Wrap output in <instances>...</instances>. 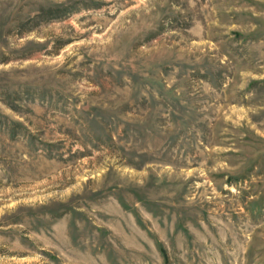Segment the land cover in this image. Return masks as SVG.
<instances>
[{
    "label": "rangeland",
    "instance_id": "rangeland-1",
    "mask_svg": "<svg viewBox=\"0 0 264 264\" xmlns=\"http://www.w3.org/2000/svg\"><path fill=\"white\" fill-rule=\"evenodd\" d=\"M0 264H264V0H0Z\"/></svg>",
    "mask_w": 264,
    "mask_h": 264
}]
</instances>
